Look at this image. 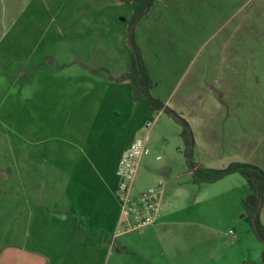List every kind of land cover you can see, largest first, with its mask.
I'll use <instances>...</instances> for the list:
<instances>
[{
    "label": "rangeland",
    "instance_id": "obj_1",
    "mask_svg": "<svg viewBox=\"0 0 264 264\" xmlns=\"http://www.w3.org/2000/svg\"><path fill=\"white\" fill-rule=\"evenodd\" d=\"M27 2L0 0V117L10 129L20 132L21 145L41 153L38 148L44 144L36 142L44 131L48 133L43 116L50 109L42 108L44 90L39 83L47 77L63 78L56 73L60 68L55 64L71 61L100 64L105 69L96 72L106 80L111 72L114 78L120 77L129 68L132 55L129 25L133 8L119 0H35L27 11L33 21L28 25L27 17L21 18L19 13ZM72 2L80 3L81 8L69 14L77 17V23H84L60 25L65 19L63 7ZM154 4L133 26L134 36L155 80L153 95L173 113L122 94L107 105L115 100L117 109L126 111L122 118L126 131L130 128L133 139L147 138L151 149L140 160L132 194L160 186L163 207L172 202L175 219L155 233L136 230L120 235L125 230L119 225V216L116 231L104 235L115 244L105 264H264V242L255 234L244 206L250 191L246 179L233 173L216 182L194 183L180 135L183 119L194 139L191 160L197 167L224 168L233 162H248L264 169V0H157ZM18 21L20 26L15 24ZM63 29L69 40H78L80 47L74 43L79 52L57 53L55 47L50 59H41L51 73L21 74L26 61L23 54L30 53L31 45L43 34L52 41L60 40ZM15 35L20 40L13 41ZM44 40L39 54L49 46ZM28 86L36 88L33 98L28 97L32 93ZM11 114L18 121L12 122ZM104 154L103 169L90 164L84 170L87 183L96 174L95 179L109 181L107 161L112 155ZM1 156L5 165L10 163L5 147ZM71 172L74 189L78 171ZM116 196L119 201L117 190ZM260 219L264 222V204ZM114 234L118 236L114 238ZM72 258L73 252H69L68 260Z\"/></svg>",
    "mask_w": 264,
    "mask_h": 264
},
{
    "label": "crops",
    "instance_id": "obj_2",
    "mask_svg": "<svg viewBox=\"0 0 264 264\" xmlns=\"http://www.w3.org/2000/svg\"><path fill=\"white\" fill-rule=\"evenodd\" d=\"M34 1L28 0L20 8V17H27L28 25H32L33 21H30L32 16L28 18L30 13L27 15V11L31 9ZM42 6L49 9L47 5ZM80 8L78 2L64 6L65 19L60 25L74 26L84 23H77V17L70 15L73 13L71 10L75 12ZM50 15L48 12L47 20L52 23ZM15 24L21 25L19 21ZM60 37V40L58 37L52 41V37L43 34L36 40L31 45L30 53L23 54L26 61L20 73H51L49 65H44L41 59H50L55 47L57 53H75L76 50L79 52L76 48L80 47L77 39L74 42L78 46L71 38L69 40L64 29ZM19 38L15 35L13 41L20 40ZM43 39L49 43L48 51L44 48L39 54L38 49ZM71 56L68 61L72 60ZM74 63L75 61L55 64L60 68L56 73H61L65 81L62 77L59 80L53 77L50 80L47 77L44 83H39L45 86L39 88L44 90L42 108L44 111L46 107L50 109L43 116V128H47L48 133L44 131L42 139L36 142L38 146H41L40 143L44 144L38 148L41 153L21 145L20 132L14 127L10 129L0 117V264H105L109 251L115 248L109 237L104 236L116 231L120 216L115 169L122 150L134 139L130 128L126 131V123L122 119L126 111L118 110L115 100L107 104L111 98L117 95L120 97L121 94L123 98H132L131 85L129 82L128 88L126 81L116 82L114 79L101 78L98 69L103 66L100 64L94 66ZM61 66L69 68L65 71ZM69 73L75 75L67 76ZM111 73L116 77L115 73ZM54 79L57 81L53 82ZM14 84L16 81L12 83V94ZM28 87L27 90L32 92L28 97L33 98L36 88ZM13 108L15 109L14 105L12 110ZM53 108L59 109L57 114ZM11 115L12 122L18 121V116ZM115 119L119 121L114 124ZM4 147L10 154V163L7 165L1 156ZM106 152L112 155L107 161L110 163L109 181L95 179L96 174L92 176V182L87 183L84 170L90 164H96L97 169H103ZM5 169L8 170L6 174ZM73 170L78 171L74 189L70 186L69 179L73 178ZM98 174L102 176L99 172ZM160 199L162 203V195ZM172 205L170 202L168 207H163L162 219L157 224L140 230L144 233H155L157 229L172 223L176 212ZM134 231L136 230L124 231L120 235ZM81 232L83 235L77 238ZM116 236L118 235L114 234V238ZM69 252L74 255L70 260Z\"/></svg>",
    "mask_w": 264,
    "mask_h": 264
},
{
    "label": "trees",
    "instance_id": "obj_3",
    "mask_svg": "<svg viewBox=\"0 0 264 264\" xmlns=\"http://www.w3.org/2000/svg\"><path fill=\"white\" fill-rule=\"evenodd\" d=\"M128 2L132 5L133 12L129 25V43L132 48L130 60V68L120 77L114 78L109 74L108 78L116 81H129L131 85V96L134 100L144 101L148 106L156 110L173 111L166 105L164 101L153 95L152 89L155 87V82L151 73L146 66L141 50L135 41L133 26L136 25L150 10L156 0H119ZM105 69L104 67L99 68ZM184 124V129L181 132V137L185 143V155L188 157V164L193 169L192 181L194 183H212L216 182L230 174L239 173L247 181L249 185V194L244 200V206L248 212V220L250 221L257 237L264 242V224L260 219L261 208L264 204V169L260 166L248 162H233L224 168H205L197 167L191 160L194 147V139L191 132L188 130V123L181 119ZM262 202L258 209L259 203ZM257 213L255 224L253 217ZM264 261V251L262 253Z\"/></svg>",
    "mask_w": 264,
    "mask_h": 264
},
{
    "label": "built area",
    "instance_id": "obj_4",
    "mask_svg": "<svg viewBox=\"0 0 264 264\" xmlns=\"http://www.w3.org/2000/svg\"><path fill=\"white\" fill-rule=\"evenodd\" d=\"M147 122L146 126H149ZM147 138H135L119 156L115 169L120 201V227L125 231L140 230L157 224L163 216V206L158 187H151L137 195L132 194V186L140 160L150 154ZM234 234V230H230Z\"/></svg>",
    "mask_w": 264,
    "mask_h": 264
},
{
    "label": "water",
    "instance_id": "obj_5",
    "mask_svg": "<svg viewBox=\"0 0 264 264\" xmlns=\"http://www.w3.org/2000/svg\"><path fill=\"white\" fill-rule=\"evenodd\" d=\"M261 204H262V202L259 203L258 209L261 207ZM256 216H257V213H255V215L253 217L254 224H255Z\"/></svg>",
    "mask_w": 264,
    "mask_h": 264
}]
</instances>
